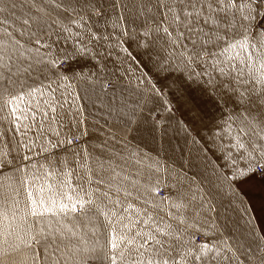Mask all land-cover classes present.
Here are the masks:
<instances>
[{
  "label": "snow or ice",
  "instance_id": "obj_1",
  "mask_svg": "<svg viewBox=\"0 0 264 264\" xmlns=\"http://www.w3.org/2000/svg\"><path fill=\"white\" fill-rule=\"evenodd\" d=\"M134 52L200 90L219 184L264 174V0H0V264H240L195 177L149 150L176 105Z\"/></svg>",
  "mask_w": 264,
  "mask_h": 264
},
{
  "label": "crops",
  "instance_id": "obj_2",
  "mask_svg": "<svg viewBox=\"0 0 264 264\" xmlns=\"http://www.w3.org/2000/svg\"><path fill=\"white\" fill-rule=\"evenodd\" d=\"M133 54L137 55L136 52ZM137 58L142 61L139 71L150 76L158 87L172 97L176 105L173 114L167 116L168 122L162 131L158 129L153 133L155 141L150 142L149 150L160 151L178 170L182 169L188 177H195L206 197L212 200L211 219L224 230L225 235L233 237L231 242L234 246L243 245L238 253L240 264H250V256L258 261L261 256L258 245L261 242L257 235H264V178L255 175L236 184L239 196L231 193L226 185L219 184L213 174L212 164L223 166V157L208 140L207 129L194 117L196 105L203 111H209L203 103L200 90L187 81L181 71L175 68L161 70L158 64L149 60L144 53L137 55ZM187 95L193 98L192 107L184 103V96ZM211 114L219 118V112L213 111ZM67 115L69 119L65 123L75 131L72 121L80 120L81 117L73 112ZM84 117L86 119L80 125V130L87 128L88 134L80 142L89 145L98 143L103 139L104 120L98 115V109L90 104L86 105ZM93 119H100V125L94 128L91 123ZM178 120L188 126L190 135L182 130ZM193 136L197 138L198 143H193ZM125 167L134 171L136 166L129 162ZM192 187L195 190L196 186ZM90 264L99 262L92 261Z\"/></svg>",
  "mask_w": 264,
  "mask_h": 264
},
{
  "label": "built area",
  "instance_id": "obj_3",
  "mask_svg": "<svg viewBox=\"0 0 264 264\" xmlns=\"http://www.w3.org/2000/svg\"><path fill=\"white\" fill-rule=\"evenodd\" d=\"M257 176H259V177H264V174L257 173Z\"/></svg>",
  "mask_w": 264,
  "mask_h": 264
},
{
  "label": "rangeland",
  "instance_id": "obj_4",
  "mask_svg": "<svg viewBox=\"0 0 264 264\" xmlns=\"http://www.w3.org/2000/svg\"><path fill=\"white\" fill-rule=\"evenodd\" d=\"M256 176H257V174H256ZM257 177H259V176H257ZM259 178H264V177H259Z\"/></svg>",
  "mask_w": 264,
  "mask_h": 264
}]
</instances>
